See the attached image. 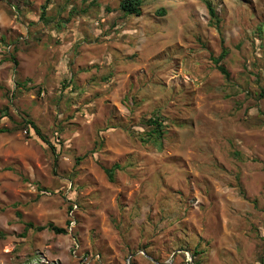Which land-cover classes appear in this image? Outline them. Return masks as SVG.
I'll list each match as a JSON object with an SVG mask.
<instances>
[{
  "label": "rangeland",
  "instance_id": "rangeland-1",
  "mask_svg": "<svg viewBox=\"0 0 264 264\" xmlns=\"http://www.w3.org/2000/svg\"><path fill=\"white\" fill-rule=\"evenodd\" d=\"M45 2L0 0V264H264V0Z\"/></svg>",
  "mask_w": 264,
  "mask_h": 264
},
{
  "label": "trees",
  "instance_id": "trees-1",
  "mask_svg": "<svg viewBox=\"0 0 264 264\" xmlns=\"http://www.w3.org/2000/svg\"><path fill=\"white\" fill-rule=\"evenodd\" d=\"M143 3H144V0H121L120 8L124 11L125 15H133V14L134 15H141ZM47 4H48V0H46L45 4L43 5V14L46 13ZM207 5H208L211 16L217 17L216 11H215L214 7L212 6L211 2L208 1ZM160 13L165 14L166 10L163 9ZM227 54H228V49L223 48L219 57L214 58V62L217 64L218 69L225 76H228L229 72L226 69V67L221 63V61L226 57ZM13 60L15 63H17L15 56L13 57ZM147 122L152 127L151 132H150L152 136L160 137L164 134L165 125H164L163 120L159 116L151 117ZM29 124H31L37 130V132L40 134V130L38 129V127L36 126V124L33 121L29 120ZM0 131L2 132V131H4V129H1ZM116 167H120V166L118 165V166H115L113 168L106 169L111 181L114 180V169ZM46 228L53 230L57 233L66 232L65 228L56 226L53 223H49L47 225H35L32 222H27L25 225V230H24L22 235H26V233L30 229L41 231V230H44Z\"/></svg>",
  "mask_w": 264,
  "mask_h": 264
},
{
  "label": "built area",
  "instance_id": "built-area-1",
  "mask_svg": "<svg viewBox=\"0 0 264 264\" xmlns=\"http://www.w3.org/2000/svg\"><path fill=\"white\" fill-rule=\"evenodd\" d=\"M84 258H85V261L88 260V256H85ZM131 259H132V255L129 256L127 264H130Z\"/></svg>",
  "mask_w": 264,
  "mask_h": 264
},
{
  "label": "water",
  "instance_id": "water-1",
  "mask_svg": "<svg viewBox=\"0 0 264 264\" xmlns=\"http://www.w3.org/2000/svg\"><path fill=\"white\" fill-rule=\"evenodd\" d=\"M174 257V256H173Z\"/></svg>",
  "mask_w": 264,
  "mask_h": 264
}]
</instances>
